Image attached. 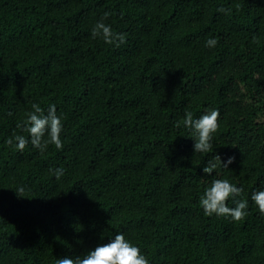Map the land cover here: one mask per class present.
Masks as SVG:
<instances>
[{"label": "trees", "instance_id": "trees-1", "mask_svg": "<svg viewBox=\"0 0 264 264\" xmlns=\"http://www.w3.org/2000/svg\"><path fill=\"white\" fill-rule=\"evenodd\" d=\"M105 12L119 47L91 36ZM33 103L56 106L62 149L6 143L30 141L17 124ZM211 109L212 149L195 153L185 113ZM214 179L242 188L245 219L204 214ZM261 189L264 0H0V264H56L118 233L150 264H264Z\"/></svg>", "mask_w": 264, "mask_h": 264}, {"label": "clouds", "instance_id": "clouds-1", "mask_svg": "<svg viewBox=\"0 0 264 264\" xmlns=\"http://www.w3.org/2000/svg\"><path fill=\"white\" fill-rule=\"evenodd\" d=\"M217 11L227 14L230 13L231 9L221 7ZM109 15V12H105L103 18L93 25L91 36L94 39H102L105 44L119 47L126 42L125 37L127 34L114 32L112 27L104 22ZM217 42L215 38H209L206 40L205 46L212 48L216 46ZM31 108L32 111L27 114L26 119L17 124V128L29 133L30 141L24 135L14 133L6 143L9 146L14 144L15 150L20 152L24 151L29 142L41 153L46 151L49 144H54L57 149H62L63 143L60 138L62 122L56 114V106L54 104L49 105L47 114H44V110L37 103H33ZM219 117L220 113L217 109L206 111L199 118H194L193 113L190 111L185 113L183 124L193 133L195 153H207L212 149L211 141L213 133L218 130ZM45 135H47V139H45ZM234 159L235 157H228L227 162L223 165L228 167ZM216 161H221L220 156L208 161L203 169L204 172L211 174L217 168ZM50 171L56 179H60L64 174L62 168ZM23 191L24 189L21 187L17 195L22 197ZM242 191V188L237 187L227 179H214L200 197L199 203L205 215L215 214L239 222L245 219L248 209L247 200L235 199L241 195ZM229 198L233 199V207H229L227 204ZM251 200L257 206L260 215L264 216V189L253 192ZM56 264H150V261L141 253L137 245L126 239L123 233H118L109 243L98 245L94 250H89L82 256L58 258Z\"/></svg>", "mask_w": 264, "mask_h": 264}]
</instances>
